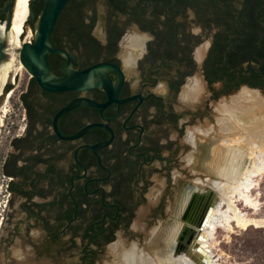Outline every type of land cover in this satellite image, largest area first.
<instances>
[{
  "label": "flooded vegetation",
  "instance_id": "1",
  "mask_svg": "<svg viewBox=\"0 0 264 264\" xmlns=\"http://www.w3.org/2000/svg\"><path fill=\"white\" fill-rule=\"evenodd\" d=\"M13 2L0 0L2 22ZM33 2L40 14L43 0ZM246 2L72 0L66 5L57 22L58 48L70 53L76 70L100 62L117 66L123 78L119 98L130 100L103 113L80 107L63 115L58 128L64 136L91 124L108 127L63 140L53 126L57 112L78 97L107 102L106 90L50 93L27 71L19 85V113L5 121L3 108L18 76L10 68L0 81V264H95L118 232H130L141 210L146 212L136 231L148 242L149 232L160 237L170 227L185 200L173 254L188 248L206 205L216 202L213 192L204 200L197 195L212 191L206 173L222 150L218 100L254 88L244 82L253 75L252 50L239 49L249 32L237 17ZM100 20L103 40L94 33ZM87 35L104 48L99 60L87 55L82 41ZM51 55L50 68L59 73L52 72L65 75L67 59ZM110 78L117 84L120 75L110 70ZM196 82L202 84L198 91ZM188 88L198 100L181 101ZM109 129L112 143L97 155L92 147L112 138Z\"/></svg>",
  "mask_w": 264,
  "mask_h": 264
},
{
  "label": "bare ground",
  "instance_id": "2",
  "mask_svg": "<svg viewBox=\"0 0 264 264\" xmlns=\"http://www.w3.org/2000/svg\"><path fill=\"white\" fill-rule=\"evenodd\" d=\"M30 1L16 0L10 32L5 31L4 25V30H0V45L8 41L11 51L17 48L24 32L25 22L30 14ZM13 56L11 54L9 61L0 63V81L4 77L6 79L13 70ZM201 85L196 82L194 90L199 89ZM193 88L183 91L181 101L187 103L198 100L197 94H193ZM222 103L217 104L215 108L217 122L220 124L218 134L222 150L206 173L208 184L216 198V206L211 209L192 239L187 249L189 251L173 254L183 228L180 217L187 203L185 200L177 209L175 221L164 233H160V237L155 230L149 232L148 238L151 239L146 243V248L142 249L134 244L128 246L119 234L118 241L108 247L104 264H215L213 246L219 227L228 228L229 231H232L234 226L240 229H247L249 226L261 227L259 219L245 217L237 202L241 200L247 207L257 209L250 194L255 188L254 179L264 173V98L256 91L242 90ZM247 103L249 107L243 108V104ZM255 108L261 111L258 118L250 117L254 115ZM6 111L4 108V113ZM250 118L252 120L247 121ZM145 212H139L133 224L134 230H141Z\"/></svg>",
  "mask_w": 264,
  "mask_h": 264
},
{
  "label": "water",
  "instance_id": "3",
  "mask_svg": "<svg viewBox=\"0 0 264 264\" xmlns=\"http://www.w3.org/2000/svg\"><path fill=\"white\" fill-rule=\"evenodd\" d=\"M72 0H43V9L40 14L33 10V0L29 3V18H32V32L35 35L33 41L23 42L22 46L18 49V57L15 56L16 49H10L8 41L2 42L0 45V63L8 61L11 54L25 67V69L35 78L38 85L43 91L50 93L59 92H85L90 89L103 88L108 94L107 102H98L91 98L78 97L70 101L60 111L57 112L53 119V126L56 134L63 140L72 141L79 139L86 135L93 128H108L103 124H91L82 128L78 133L72 136H64L60 133L58 123L60 118L80 107H91L101 113L111 104H122L130 99L122 100L119 98L120 90L123 84V78L120 69L110 63L100 62L96 63L84 70L74 69L71 63V55L69 52L56 48L52 45V35L57 26V22L61 13L68 3ZM16 0L11 5V11L7 22H3L5 31L10 32L12 23V17L14 12ZM51 54L61 55L67 59L66 74L63 76L55 75L49 64V57ZM110 70L116 71L119 75V81L114 84L110 78ZM247 90L256 91L264 98V92L257 88L246 87ZM234 94L223 96V100H228L233 97ZM110 130V129H109ZM112 138L108 141L101 142L93 146L97 154V149L109 146L113 140V131L110 130ZM98 155V154H97ZM212 195L210 189H205L204 193L198 194L197 197L204 200ZM216 206V203L206 205V215L202 219L201 223L197 226L201 228L205 218L209 214L212 208ZM192 231V230H191ZM186 248L185 250H187ZM187 250L186 252H188Z\"/></svg>",
  "mask_w": 264,
  "mask_h": 264
},
{
  "label": "rangeland",
  "instance_id": "4",
  "mask_svg": "<svg viewBox=\"0 0 264 264\" xmlns=\"http://www.w3.org/2000/svg\"><path fill=\"white\" fill-rule=\"evenodd\" d=\"M101 18H103L101 16ZM102 20V19H101ZM100 20L98 26L96 27L94 33L95 35L100 39L103 40L104 34H103V25L102 21ZM3 22L0 21V30H4L2 27ZM26 25V23H25ZM32 27L27 26L25 30L24 26V36L21 38V42L19 41L15 56L18 57L19 48L22 46V43L33 41V34H32ZM13 56L14 59V68L13 73H16L18 71V76L16 78V82L13 85L14 89L10 92L11 96L8 100L7 105H5L4 108L7 109L6 113H2V119L5 121H10L15 118V113H19L20 103H19V96L21 94V90H23L22 87H19V85H23V83L28 79L27 70L23 67L22 64L19 62L18 59ZM11 58V56H10ZM9 58V59H10ZM8 59V61H9ZM239 93V92H238ZM238 93H236L234 96H236ZM223 97H220L218 100V104L223 102ZM228 103V102H227ZM4 104V103H3ZM223 104V103H222ZM243 108L249 107L248 103L243 104ZM254 115H251L250 117L258 118L261 114H259L261 111L256 110V108L253 110ZM252 118L248 119L247 121H251ZM244 128V127H243ZM255 188L253 189L251 195V200L254 204V206L257 209H252L250 207H247L244 202L241 200H238L237 205L241 212L245 215L247 219H259L260 220V226H249L247 229H240L236 226H234L232 231H229L228 228L225 227H219L217 229L216 235H215V243L213 246V252H214V259L215 264H263V263H257L255 255H253L251 252H241L240 248L245 240H252L257 243L264 244V173L254 179ZM262 219V220H261ZM133 224L131 225L130 232L128 234H124V232L120 231L117 234V237L115 240L108 245V247L113 246L118 241V235L121 234L123 240L128 246L134 245H140V248L146 245L147 241H141L142 237L138 234L136 230L133 229ZM143 245V246H142ZM108 247L106 250L101 253L100 257L96 260L95 264H104V262L107 260L108 256ZM176 257V256H175ZM67 260V257L65 255L62 256L61 262L65 263Z\"/></svg>",
  "mask_w": 264,
  "mask_h": 264
},
{
  "label": "trees",
  "instance_id": "5",
  "mask_svg": "<svg viewBox=\"0 0 264 264\" xmlns=\"http://www.w3.org/2000/svg\"><path fill=\"white\" fill-rule=\"evenodd\" d=\"M238 18H243L241 21L248 29V36H246L243 42L240 44L239 49L244 52L246 49L249 52L252 50L250 54L253 57L254 64L250 67V70L253 72V75L249 79H245L244 82H247L254 88H261L264 90V0H247L244 8H241L237 14ZM1 21V19H0ZM2 22V21H1ZM25 30L29 23V17L25 22ZM3 25V23H2ZM3 27V26H2ZM22 34L21 38L24 36ZM69 35H72L73 32L68 31ZM75 34L72 36L74 37ZM20 38V42H21ZM78 40H81L80 36ZM60 41V30L56 26L53 35H52V45L56 48L59 47ZM85 47L88 49L89 56L93 57L95 60H99V58L103 55V47L99 44V42L87 35L82 39ZM261 42V44H259ZM225 50V46H223ZM57 55H51V57H55ZM234 56L232 52L229 53V58ZM247 59V58H246ZM53 72L59 73L57 69L53 66L51 68ZM109 241H113V238H110ZM241 252H251L256 257L257 263L264 264V244L257 243L252 240H245L240 248Z\"/></svg>",
  "mask_w": 264,
  "mask_h": 264
}]
</instances>
